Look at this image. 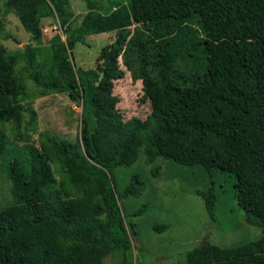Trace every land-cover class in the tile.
Listing matches in <instances>:
<instances>
[{
  "label": "trees",
  "instance_id": "trees-1",
  "mask_svg": "<svg viewBox=\"0 0 264 264\" xmlns=\"http://www.w3.org/2000/svg\"><path fill=\"white\" fill-rule=\"evenodd\" d=\"M86 2L90 11L73 28L68 0H5L32 40L41 39L42 21L50 16L63 33L51 39L49 63L39 61L31 43L14 53L0 43V122L22 113L32 97L28 79L40 95L62 92L79 104L82 71L75 70L70 50L88 35L113 32L115 41L103 47L98 62L121 56L133 79L143 82L142 100L169 115L202 154L164 157L228 174L248 222L262 229L260 239L236 247L204 241L186 254L185 264H264V0H128L107 14L94 11L95 0ZM103 66L94 72L109 75ZM9 144L0 129V155ZM129 150L117 144L109 156L95 158L80 137L48 135L40 148L28 144L9 160L6 171L23 202L0 210V264H106L110 256L116 264H133L134 224L119 200L140 196L145 183L135 175L122 191L114 186ZM146 154L148 163L159 156ZM202 195L214 219L218 193L213 187Z\"/></svg>",
  "mask_w": 264,
  "mask_h": 264
},
{
  "label": "rangeland",
  "instance_id": "rangeland-1",
  "mask_svg": "<svg viewBox=\"0 0 264 264\" xmlns=\"http://www.w3.org/2000/svg\"><path fill=\"white\" fill-rule=\"evenodd\" d=\"M95 2L94 11L104 14L128 4V0ZM67 11L73 28H78L90 8L86 0H68ZM0 25V43L9 53L31 43L38 49V59L43 63L51 62L52 37L63 33L58 19L50 16L42 21L41 39L32 40L18 16L7 11L5 0H0ZM130 27L134 29L135 25ZM114 41L113 32L88 35L86 42L70 50L75 70L78 74L82 71L84 97L79 104L62 92L40 95L28 79L32 97L23 102L22 113L16 119L0 122V129L10 139L7 152L0 155V210L23 202L14 195L6 171L9 160L22 153L28 144L40 148L48 135L80 137L92 148L95 158L109 156L117 144L129 147L123 164L114 172L116 190L122 191L135 175L145 183L140 196L119 200L127 221L134 224L133 264H185L186 254L204 241L236 247L260 239L262 229L248 222L245 211L237 203L234 183L228 174L199 164L182 165L164 157L189 160L200 159L202 154L169 115L142 100L143 82L133 79L121 56L117 59L111 56L109 64L106 58L98 62L103 47ZM98 64L110 68L111 73L94 72ZM23 65L21 62L18 70ZM147 152L159 153V156L148 163ZM156 167L158 174L154 175L152 170ZM213 187L218 193L214 219L208 214L202 195ZM143 206L141 214L133 215ZM162 224L168 228H155ZM128 228L131 231L129 225ZM105 263L116 264V259L110 256Z\"/></svg>",
  "mask_w": 264,
  "mask_h": 264
}]
</instances>
